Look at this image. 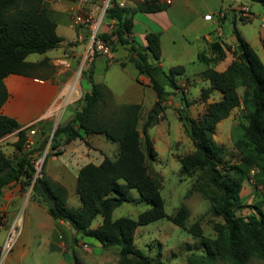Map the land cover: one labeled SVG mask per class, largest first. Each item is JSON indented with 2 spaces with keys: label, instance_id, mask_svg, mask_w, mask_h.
<instances>
[{
  "label": "trees",
  "instance_id": "obj_1",
  "mask_svg": "<svg viewBox=\"0 0 264 264\" xmlns=\"http://www.w3.org/2000/svg\"><path fill=\"white\" fill-rule=\"evenodd\" d=\"M251 1L264 8V0ZM167 5L161 0H142L132 9L118 5L110 8L107 25L101 34L113 50L115 41L129 45L137 74L146 76L156 92L157 100L142 125L143 138L139 129L141 103L117 104L107 85L94 80L91 64L86 72L90 90L83 96V105L68 121L55 128L51 145L55 146L59 139L67 144L83 138V131L86 136L104 135L107 140L118 143V151L114 157L105 156L98 164L88 162L80 167L76 179V193L81 201L79 207L68 204L66 187L46 173L35 180L32 190L35 197L46 202L53 218L70 224L75 244L81 237L90 236L105 248L116 247L119 249L118 264H164L136 246L135 233L140 225L165 216L200 237L205 248V253L197 255L201 263L248 264L254 257L264 260V212L259 205L262 201L253 205L258 215L245 217L237 214L238 209L244 208L242 188L253 167L258 169L257 182L264 187V63L242 37L234 19L233 32L238 43L244 45L247 60L238 51V57L226 69L219 71L209 66L201 73L210 81L208 87L201 89L203 99H209L216 90L222 95L220 99L210 101L204 113L193 117L178 79L185 74V67L175 65L165 69L160 65L161 35L149 32L145 36L146 45L138 46L131 37L136 12H158ZM56 27L45 0H0V140L9 134L17 135L13 156L7 155L0 147V196L6 186L15 182L26 188L31 184L34 175L32 159L44 151L49 140V135L43 134L36 139L33 148H24L27 128L16 118L1 112L9 98L5 79L10 74L33 75V70L40 64L28 61L27 57L61 45L63 38ZM239 86H245L243 97L247 123L234 139L235 147L242 153L241 162L232 165L233 171L229 172L220 164V156L226 148L216 140L215 133L217 124L240 106ZM174 89L179 90L184 101L178 109L179 120L194 146L190 153L179 157L180 175L193 178L189 193L200 192L211 202L214 214L222 218V222L214 225L216 238L205 236L198 221L187 224L190 210L186 205L180 206L172 215L166 214L161 180L151 166L158 152L148 131L159 121L164 102ZM131 188L138 190L141 198L150 203V208L137 218L123 216L114 219L113 211L129 198ZM98 216L103 220L94 228L92 223ZM73 262L81 264L76 254Z\"/></svg>",
  "mask_w": 264,
  "mask_h": 264
},
{
  "label": "rangeland",
  "instance_id": "obj_2",
  "mask_svg": "<svg viewBox=\"0 0 264 264\" xmlns=\"http://www.w3.org/2000/svg\"><path fill=\"white\" fill-rule=\"evenodd\" d=\"M230 2L231 0H226V4ZM132 5L133 4H129L127 8L132 9L136 7L137 4L135 6ZM231 5L236 8H226L220 18L224 17L226 12L235 17H239L240 19L236 21V24L242 37L252 43L260 42V39H262L261 33L264 30V27H262L264 26L263 6L251 0H235ZM244 6H249L251 8V12L253 13L251 18L244 15L245 11L243 12L242 10ZM145 15V13L140 11L135 13L134 16L137 22L134 25V31L138 32L142 30L144 27L143 21H146V19H144ZM232 23L233 20L230 24L233 29L234 25ZM226 25L228 24L226 23ZM137 40H139V38ZM185 43L180 41L178 43L179 48H182ZM113 45L115 50L118 48L125 49L131 60L132 53L130 52L129 45L117 44L116 41ZM187 46L191 49V52L185 53L183 56L181 55L179 59H171L170 55L177 56V53L173 51L171 45L165 44V58L163 63L165 69H168L172 64L178 62H183L185 64L187 71L186 75H188L191 82L187 79H182L179 80V85L184 91L186 90L185 98L188 101V111L193 117H198L205 112L207 104L210 101L220 99L221 95H218L219 91H215L209 99H203L201 89L202 87H207L210 82L197 77L195 74L206 67H203L205 65H203L196 55L197 44L189 43ZM257 49L264 63V45L259 44ZM115 50H113V52ZM238 51L236 44L233 46L226 45L224 48V53L233 55L234 59L238 57ZM54 53L56 52L53 50L49 52L50 55ZM84 53L85 50L82 52V56L78 58L76 65L67 75L68 78L71 76V79L68 81V86L63 95H66V101L72 103L62 114L64 121L67 117L73 116L76 110L80 109L83 105V96L85 92L78 91L80 80L83 82L84 88L88 87V85L90 86L86 72L90 70L91 64H93L94 61L91 64L85 62V64L82 65ZM101 54L102 53H98L97 56ZM42 55L41 53H31L27 59L34 62L39 60ZM119 55L120 53H117L116 58L113 56V59H115L113 60L114 64L112 66L107 65L104 57H101L99 60L103 67L101 70L98 69L96 79L94 80L96 82H103L112 90L114 101L117 104L141 103L142 108L139 129L141 130V137L143 138L142 125L147 117L148 111L155 104L157 95L155 90L142 82L138 75H136L135 78L130 62L128 63L129 68L127 70L121 68L119 64ZM125 61H127V59ZM123 63L124 62H121V64ZM71 67L72 64L70 68ZM215 68L220 69L221 66ZM45 71L46 70L43 68L37 67L33 70V74L41 75ZM31 77L33 76L31 75ZM189 86H191V90ZM237 90L241 98L240 106L235 108L229 117L221 120L217 124L215 133L216 140L226 148L225 153L220 156V164L224 170L229 172L233 171L232 165L241 162L242 153L235 147L234 139L242 132L243 124L247 123V110L243 97L245 86H239ZM170 94L172 95H169L164 102V109L160 113L159 121L150 127L148 131L158 152V156L156 160L151 162V166L161 180V195L164 200L165 211L167 215H172L180 206L186 205L190 210L187 224L191 225L198 221L203 228L205 236L216 238L217 233L214 229V225L216 222H222V218L214 214L211 202L200 192L194 191L189 193L193 178H182L180 175L181 162L179 157L190 153L194 149V146L190 138L183 131L178 117V109L184 105L183 98L179 95L178 89L171 90ZM81 133L84 136L83 138L76 139L74 145L66 147V144L61 142L63 139H59L56 145L52 146L51 137L53 133L50 132L48 133L49 140L45 146L48 153L45 159V170L59 180L60 184H64L68 192V204L72 207H78L81 204L80 198L76 193V179L79 168L88 162L98 164L104 156L114 157L118 151V143L107 140L104 135L95 134L86 136L83 131H81ZM16 140V134L7 135L0 140L1 149L7 155L13 156L15 152L14 143ZM257 171L258 169L253 167L250 171L249 178L244 180V188H242L244 208L237 210L238 215L245 217L249 214L258 215L259 212L253 205L259 204L261 201L262 203L259 205L264 212V187L257 182ZM29 188L30 186L26 189V196L32 199L35 195L33 190L29 191ZM128 197L129 198L126 199L121 206L115 208L113 211L112 217L114 219L123 216L137 218L141 212L151 206L149 202L141 198L136 188H131L129 190ZM102 220L103 217L98 216L93 221L92 226H97ZM137 231L135 237L136 246L153 257L157 262H162L164 264H204L197 258V255L205 253V248L201 243L200 237L176 225L168 216L140 225ZM87 238L90 240L94 239L90 236H87ZM84 247H76L74 254H76L77 257L79 256L81 262L84 264H96L94 259H89V255L85 252L86 250ZM218 264L228 263L219 261ZM248 264H264V260L254 257Z\"/></svg>",
  "mask_w": 264,
  "mask_h": 264
},
{
  "label": "crops",
  "instance_id": "obj_3",
  "mask_svg": "<svg viewBox=\"0 0 264 264\" xmlns=\"http://www.w3.org/2000/svg\"><path fill=\"white\" fill-rule=\"evenodd\" d=\"M140 1L142 0H129L127 6L129 4L135 6ZM161 1L165 2V0ZM233 1L235 0H231L230 3L226 4V0H172L164 10L143 12L146 14L144 17L146 21H143L144 27L138 32L133 29L131 37L135 39L136 46L139 44L146 45L145 36L147 33H159L161 35L162 47L160 65L163 68L165 44L171 45L173 51L177 53V56L170 55V58L179 59L181 55L183 56L185 53L191 52V49L187 46L189 43H196V55L203 65H205L203 67L206 68H202L195 75L209 81L202 77L201 73L209 66H221L220 69L214 67L219 71L226 69L234 59V56L224 53L225 46L236 44L238 47L239 45L237 36L230 24L232 20L235 19L237 21L240 18L227 12L224 17L220 18L219 16V13L224 12L226 8L234 7L231 5ZM45 3L50 10L52 18L56 21L57 33L63 38L61 45L51 49L56 52L53 55L49 54L51 51L49 50L46 53H42L43 55L39 60L34 61L40 64L39 67L46 70L41 75L33 74V77H31L22 74H10L6 77L5 83L9 92V98L1 108L3 114L16 118L23 126L36 122L37 134L34 136L35 139H39L43 134L53 133L60 123L72 117H67L65 121L62 117L64 111L72 103L66 101V95L63 94L68 86V81L71 79V76L68 78L67 75L76 65L78 58L82 56L87 35L85 27L73 24L72 17L78 8L75 0H45ZM252 14L251 12V16ZM207 15H211V18H206ZM136 22L137 20L135 19ZM261 37L262 39L257 43H252L244 38L256 50L258 55L257 47L259 44L264 45V30L261 33ZM138 38L139 40H137ZM180 41L188 43L179 48L178 43ZM117 53H120L119 64L121 65V62L125 63L124 66L121 65V68L127 70L129 68L128 63L130 62L132 64L133 75L136 78L138 74L133 61L130 60V56L127 54L128 52L126 53L125 49L118 48L114 51L115 58ZM222 54L223 57H220ZM58 56L68 57L72 67L63 70L55 67L53 62L55 57ZM101 57H104L107 65L112 66L114 64L113 60L115 58L108 59L102 54L96 56L92 67L94 79H96L98 69L101 70L103 67L99 60ZM126 59L127 61H125ZM175 65L185 67L183 62L172 64V66ZM186 72L185 68V74L179 76L178 79L188 78L191 82ZM138 76L142 82L150 86L149 79L146 76ZM189 88L191 90V86ZM89 90L90 86L88 85V87L84 88L83 82L80 80L78 91L86 92ZM218 95H222V93L219 91ZM74 141L76 140L67 143L66 147L74 145ZM45 173L59 182L47 170H45ZM26 189L20 182H15L11 186H6L3 194L0 196V247L6 237L10 223L17 215L21 214L22 216V233L17 244L0 264H74L73 255L76 247H84L85 245H88L84 249L88 253L89 259H94L96 264H118V248H105L94 237L91 240L87 237H81L79 243L75 244L70 224L53 218L48 211L46 202L41 200V198L34 196L32 199H29L26 196ZM97 226L92 227L96 228ZM137 230L138 228L136 229L135 237L138 232ZM78 259L81 264H84L81 262L80 257Z\"/></svg>",
  "mask_w": 264,
  "mask_h": 264
},
{
  "label": "built area",
  "instance_id": "obj_4",
  "mask_svg": "<svg viewBox=\"0 0 264 264\" xmlns=\"http://www.w3.org/2000/svg\"><path fill=\"white\" fill-rule=\"evenodd\" d=\"M77 3V11L73 14V24L83 26L86 28L87 35L85 40V53L82 60V65L85 62L91 64L98 53H102L108 59H112L114 56L111 45L105 41L101 34L104 27L107 25V13L110 8L115 6L126 7L129 0H75ZM167 4H170L172 0H165ZM244 15L251 16L250 7H242ZM223 12L219 13L222 16ZM206 18H211V15H207ZM114 20H112V23ZM112 25V24H111ZM54 65L59 70L69 69L71 62L68 57H57L54 59ZM36 122H31L24 126L27 128V137L24 143L25 149H31L35 145L36 139L34 136L37 134L35 127ZM46 148L41 154L33 157L32 164L34 166V175L31 184L29 185V191L32 190L33 184L37 178H42L45 174V159L47 156ZM22 233V216L17 217L10 223L6 237L0 247V262L5 256L10 253ZM86 246V245H85Z\"/></svg>",
  "mask_w": 264,
  "mask_h": 264
},
{
  "label": "water",
  "instance_id": "obj_5",
  "mask_svg": "<svg viewBox=\"0 0 264 264\" xmlns=\"http://www.w3.org/2000/svg\"><path fill=\"white\" fill-rule=\"evenodd\" d=\"M238 50L241 52L242 58L244 60H247V54L245 52V48H244V45L243 44H239L238 45Z\"/></svg>",
  "mask_w": 264,
  "mask_h": 264
}]
</instances>
